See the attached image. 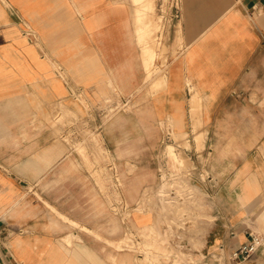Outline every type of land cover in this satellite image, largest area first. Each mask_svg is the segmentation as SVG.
Instances as JSON below:
<instances>
[{
  "label": "crops",
  "instance_id": "1",
  "mask_svg": "<svg viewBox=\"0 0 264 264\" xmlns=\"http://www.w3.org/2000/svg\"><path fill=\"white\" fill-rule=\"evenodd\" d=\"M169 1L163 73L152 71L160 63L144 45L149 24L136 19L149 0H0V264H136L138 255L115 253L91 234L96 187L71 167L80 157L69 145L84 125L54 129L60 114L52 113L84 110L79 99L94 102L114 87L138 101L151 73L149 114L160 122L167 113L176 135L203 139L205 170L197 166L185 185L189 199L196 191L205 201L201 211L185 204L188 264H236L234 250L253 235L264 240V19L255 17L264 0ZM101 133L120 168L148 150L143 140L128 155L132 141L118 124ZM197 214L211 221L196 222ZM239 264H264V244Z\"/></svg>",
  "mask_w": 264,
  "mask_h": 264
},
{
  "label": "rangeland",
  "instance_id": "2",
  "mask_svg": "<svg viewBox=\"0 0 264 264\" xmlns=\"http://www.w3.org/2000/svg\"><path fill=\"white\" fill-rule=\"evenodd\" d=\"M122 1L128 3L129 6L141 4L136 0ZM149 1L151 5L149 11L148 8L145 9V21L147 20L149 24L150 32L144 45L156 53L155 60L160 63V67L152 68V71L162 69L164 73L167 60L166 32L169 24L170 1ZM255 17L264 19L260 13L259 15L255 14ZM150 77L147 80L144 79L139 90V92H143V97H139L138 101L134 94L131 97L119 95L117 88L114 87L105 90L103 96H95L94 102L88 103L79 99L84 110L78 108L72 112L56 107L52 113L53 118L54 115H60L52 124L54 129L57 127V123L67 127L76 122H82L84 125L83 128L79 129V134H76V137L79 136L78 140L70 142L69 145L71 150L76 151L80 157L78 162L73 161L71 167L78 174H84V180L96 187V190L90 194L93 216V223L90 226L94 228V232L91 234L115 253L124 251L140 256L135 259L136 264H188L192 262L188 251L181 248L179 244L170 242V237L173 235L172 228L177 229L185 223L186 203L187 205L192 204L195 211H201L203 207L205 210V206H203L205 201L196 191H191L193 196L183 202L172 201L167 197L168 186H166L167 183H164L166 180L163 181V186L159 188L157 168L160 157L167 156L171 160H179L184 164L182 165L183 169H186L190 164L182 151L189 147L184 141L187 135H176L173 131L174 120L167 116V113L161 114L160 122L155 121L154 117L149 114L151 107L147 98L152 96ZM161 89L162 85L156 86L157 93ZM194 95L191 91V98ZM140 99H143V105L139 104ZM196 103L197 106L195 107L198 108L199 99ZM191 117L196 122L198 112L193 110ZM115 124H118L121 137L132 141L128 155H135L136 151L143 150L141 147L137 149L136 142L141 143L145 140L148 150L145 149L146 153L143 160H122L125 162V168L119 167L120 158L116 162L113 160L103 146V134L101 132L103 129H107L109 125ZM195 127L197 128V126ZM168 137L169 140H167ZM70 140L68 139V141ZM172 141L180 146V150L172 146L170 143ZM202 141V136L195 137L197 151L202 149ZM136 163H141L140 166L138 165V169H136ZM133 208L142 209L148 214L146 216L138 215L137 213H145L132 212ZM132 215H137L140 218L132 220ZM199 220L209 222L211 218L207 214H197L195 221L199 222ZM195 221L192 224L193 227L196 225ZM71 227L85 231L83 227L78 225H71ZM148 227L152 232L147 233ZM164 241L166 242L164 243Z\"/></svg>",
  "mask_w": 264,
  "mask_h": 264
},
{
  "label": "built area",
  "instance_id": "3",
  "mask_svg": "<svg viewBox=\"0 0 264 264\" xmlns=\"http://www.w3.org/2000/svg\"><path fill=\"white\" fill-rule=\"evenodd\" d=\"M174 16H178L177 11L174 13ZM25 36H27L29 39H34L33 32L29 29H26ZM167 140H169V137L167 138ZM184 141L185 144H188L189 148H185L182 152L185 159L190 164L189 167L183 169V162L175 159L171 160V158L167 156H161L158 160L157 177L158 184L160 186L159 188L163 186V181L166 180L164 183H167L166 186H168L167 197H169L174 202H183L189 199V196H187L188 192L187 189H185V185L189 183L191 177L190 175L197 171V166L200 169L203 168V171L205 170V161L202 160L204 157L201 154H198L199 151H197V154L193 156L190 155L192 154L190 146L191 144H194L195 141H192L189 137H186ZM170 143H172V146L177 150H180V146L176 145L175 142L172 141ZM111 170L114 171L113 168H111ZM187 227V223H184L182 227L179 226L177 229L173 227V235L170 237V242L177 243L181 248L186 249L187 241L185 239V235L188 233ZM263 244V237L259 235H253L251 236L250 244L234 250L230 255V258L236 264L245 262L249 258H251L261 247H263Z\"/></svg>",
  "mask_w": 264,
  "mask_h": 264
},
{
  "label": "bare ground",
  "instance_id": "4",
  "mask_svg": "<svg viewBox=\"0 0 264 264\" xmlns=\"http://www.w3.org/2000/svg\"><path fill=\"white\" fill-rule=\"evenodd\" d=\"M133 1V0H132ZM136 1H139V2H141V4L144 2V0H136ZM151 4V3H150ZM149 5V4H148ZM147 5L145 4V5H143V7H142V9L140 10V11H138V12H135L136 13V15H137V22H143V21H145V18H146V14H145V9H147ZM149 7H148V11H149ZM152 9V8H151ZM135 15V14H134ZM135 15V16H136ZM134 19H135V17H134ZM134 21V20H133ZM141 23H139V24H141ZM138 24V23H137ZM147 24H148V22H147ZM142 25V24H141ZM136 27H137V25H136ZM146 27H149L148 25L146 26ZM136 29V28H135ZM142 30H143V28H142ZM147 30V29H146ZM138 31V30H137ZM136 33V32H135ZM145 34H147L146 32H145ZM139 36V35H138ZM141 37H143V36H141ZM145 38V37H144ZM149 49V48H148ZM149 60V59H148ZM149 69V68H148ZM147 72H148V70H147ZM151 74H153V73H151ZM151 74H148V77H150L151 76ZM198 99H199V97H198V94L197 93H195V95L194 96H192V98H191V107L192 108H194L195 106H197L196 104V101H198ZM166 148V147H165ZM169 151V150H168ZM170 153V152H169ZM175 154V153H174ZM177 158V157H176ZM176 160V159H175ZM147 196V195H146ZM146 196H145V198H146ZM139 211L140 212H144L142 209H139ZM139 215H142L143 216V213H140ZM165 240H167V239H165ZM166 241H164V243H165ZM140 257V256H139Z\"/></svg>",
  "mask_w": 264,
  "mask_h": 264
}]
</instances>
